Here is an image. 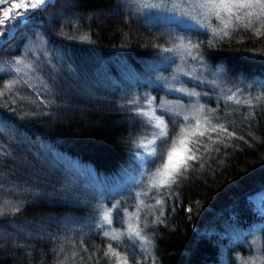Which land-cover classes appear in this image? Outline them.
Wrapping results in <instances>:
<instances>
[{"label": "trees", "instance_id": "obj_1", "mask_svg": "<svg viewBox=\"0 0 264 264\" xmlns=\"http://www.w3.org/2000/svg\"><path fill=\"white\" fill-rule=\"evenodd\" d=\"M130 4L51 0L25 21L18 19L16 31L0 42V62H6L21 56L29 37L41 32L73 72L50 81L49 94L21 82L7 89L11 73L0 74V125L6 122L26 142L12 144L0 129V144L9 149L0 153V264H115V257L104 255L109 245L127 264H244L255 255V264H261L264 225L256 226L264 224V213L256 202L264 193V27L255 18L245 28L247 20L233 17L220 30L211 23L164 22L142 16ZM106 12L118 18L101 17ZM181 42L192 51L184 68L213 70L237 99L206 90L210 94L200 104L207 119L199 131L205 134L189 140L188 155L197 158L187 160L176 183L150 192L143 203L131 189L118 197L123 203L115 209L113 227L122 226L125 210L140 207L147 243L113 239L104 235L92 196L75 194L59 165L50 167V159L40 163L24 144L40 155L39 148H49L90 167L107 184L132 172L150 123L132 104L130 81L161 71L162 60L171 55L166 49H178L176 56L184 59L189 54ZM104 74L105 88L92 84ZM69 83L75 87L67 89ZM185 123L167 115L169 143L160 141L154 164L162 163L160 154L164 159ZM213 127L218 131H210ZM237 232L239 238H233Z\"/></svg>", "mask_w": 264, "mask_h": 264}, {"label": "rangeland", "instance_id": "obj_2", "mask_svg": "<svg viewBox=\"0 0 264 264\" xmlns=\"http://www.w3.org/2000/svg\"><path fill=\"white\" fill-rule=\"evenodd\" d=\"M49 1L51 0H48V2ZM35 2L36 0H17V4H27V9H17L13 3L0 6V20L5 21L0 24V33H2L0 34V42L4 40L6 34H12L16 31L18 19L20 21H25L27 19L16 17L14 13L17 11L22 14L26 12V17H28L29 14L38 9L31 8V4ZM129 2L131 6L133 3L134 6L140 10L142 16L146 15L154 19L160 18L164 22H178L199 27L211 23V25H214V28L220 30L223 25L226 23L228 24L233 18L221 13L222 19H218L216 15L208 9L188 8L186 7L187 0H184L183 3H181V0H129ZM46 4L47 3L42 7ZM126 4L127 7L130 8L128 2H126ZM5 11L8 12L7 19H5L4 16ZM100 15L110 20H116L118 18V16L111 17L112 15L107 12ZM174 48H176V46ZM179 52L181 51L178 49H173L169 52L171 55L161 62V67H163L161 71L152 73L150 77L143 78L141 81H130L131 86L128 90H130V96L132 95V104H136L139 111L147 114L142 115L150 123V129L149 132L140 139V149L135 155V170L126 173L127 175L123 174L122 176L124 177L107 184L105 180H97L95 173L90 167L79 162V164L76 162H74V164L71 160H65L61 155L57 152H52L49 148V150L47 149L46 151L38 147L42 153L40 155L32 151L28 142L27 145L24 144L25 147H23V149L30 150L33 154L32 156L40 163L50 159L48 163L50 167L59 165L63 169V180L67 181L66 184L71 187V190L75 194L92 196V200L95 201L100 208V226L103 225L104 233L108 232L110 237L116 236L118 239L129 238L139 242L143 241L134 235L131 237L129 236V226L134 230H140V207H133V209L125 210L126 212L124 211L123 213V224L119 228L113 227V214L115 213V209L120 207L123 203L122 199L119 200L118 197L122 195L125 196V191H127V189H131L134 196H137L138 203H143L150 192H154L161 187H152L153 178L157 170L161 168L162 163L160 165L154 164L157 156H151L150 153L155 149L158 154L160 133L162 130L168 133L167 115L180 116L186 122L184 127L185 131L181 132V137L179 139L182 137L185 138L186 147L189 149V140L192 134L199 132L205 126V108L201 106L200 101L203 97L207 98L209 96L210 93L206 90H209L208 88L216 89L217 93L214 94V96L217 95L216 97L224 96L226 99L232 97V99L229 100L237 99L234 92L228 94L227 91H225L226 87H224L223 78L213 72V70L205 71L204 69L193 66L189 69L184 68V64L188 62V56L190 57V55L182 54L181 56H183L184 59H181L180 56H176ZM67 62L65 55L56 47L51 46L45 36L41 32H38L34 34V36L29 37L23 47L21 56L14 57V59H10L6 62H0V74L11 73L5 85L7 89L21 82L22 84L31 86L38 94H44L46 92L49 94L52 91L51 85H48L50 81H57L59 77L62 75L64 76L65 73L73 74L72 67L67 66ZM165 69H168V72H164L163 70ZM14 72L15 74H12ZM95 73L97 75L96 70ZM105 79H107L106 74L100 79L101 81H92V84H96V87L103 89L107 86L102 82L106 81ZM21 80H25L24 83ZM186 81H189L194 87L186 86ZM72 85L75 84L69 83L67 89L73 87ZM75 89L77 90V88ZM210 96H213V93ZM185 117H187V119H185ZM157 119L163 122L160 127L156 126ZM0 129H3V131L9 134L8 136L12 144H15L18 140L19 142H17V144H21V142L26 143L6 122H1ZM179 139L176 140L178 147ZM150 141H154V143H149ZM6 146L0 144V153L3 152L1 151L2 148L5 150L7 149ZM8 146H10V144H8ZM171 148L169 151H171ZM6 151H9V149ZM48 152L52 154H47ZM183 154L184 153H182V155ZM186 154L188 155L189 153ZM166 159L167 155L164 160L166 161ZM68 179H71L72 182ZM95 199H98V201ZM256 203L258 205L257 208H260L259 211L264 213V193L260 196L258 195ZM106 212L109 214L111 223H108L104 219ZM262 222L258 224L256 228L264 225ZM238 234L240 235L241 233L237 232V235L236 233H232V237L239 238ZM254 257L255 258L251 261L256 262L258 257L257 255ZM247 262L248 261L244 264H247Z\"/></svg>", "mask_w": 264, "mask_h": 264}, {"label": "snow or ice", "instance_id": "obj_3", "mask_svg": "<svg viewBox=\"0 0 264 264\" xmlns=\"http://www.w3.org/2000/svg\"><path fill=\"white\" fill-rule=\"evenodd\" d=\"M7 2V0H0V5H3ZM48 0H36L35 3L31 4L32 9H37L42 7L45 3H47ZM184 0H181V3H183ZM17 9H27L28 5L24 3H18L15 5ZM186 7L188 8H199L201 10L208 9L209 11H212L214 15L218 19H222L221 13L226 14L228 17H235L236 20H241L242 18L247 20V23H244L242 26L245 28L250 27L253 24V18H255V22H257L260 27H264V0H187ZM16 17H20L21 19L23 16L27 15L26 12L23 14L19 11L14 13ZM5 19L8 18V12H4ZM4 20H0V24L4 23ZM228 27V24H225V28ZM235 30V28H234ZM2 34V33H0ZM257 34H260V29H257ZM224 35H228V32L225 31ZM179 47L185 48L186 51H188V54L191 55L192 51L191 49H188L183 42L179 45ZM198 45H193L192 48H197ZM166 51H172V49H166ZM229 99H232V97H229ZM239 102V101H238ZM247 103V101H246ZM143 115H147L146 113H142ZM187 119V117H185ZM207 119V118H205ZM162 121L157 119V127H160L162 125ZM222 131H227L226 129H219ZM185 130H181V132H184ZM210 131H218L216 127H213L210 129ZM196 133H193L192 135H195ZM205 133L203 131L199 132V135L203 136ZM160 141L161 143H169L167 140V133L165 131H161L160 133ZM209 139L211 137L209 136ZM149 143H154V141H150ZM194 144L197 146L199 145V141H193ZM198 150V147H197ZM191 152V149H188L186 147V140L185 138L179 139V147L175 142L172 143L171 151L167 152V159L166 161L163 159V153L160 154L159 159H161L162 166L159 168L153 178L152 187H160L165 185H170L172 183H176V178L179 175H182L181 169L183 168L185 171L187 170V160L192 159L195 160L197 157L195 154L187 155L186 153ZM182 153H184L182 155ZM151 156H157V153L155 149L150 153ZM155 162V161H154ZM3 213L0 212V215ZM104 219L111 223V220L109 219V214L106 212L104 215ZM105 236H109L110 234L108 232L104 233ZM134 235L140 240H144L147 243V237L141 235L140 230H134L129 226V236L131 237ZM113 239H118V237L113 236ZM105 256L109 257L110 259L112 257L116 258L115 264H127V259L123 258L119 255V253H116L114 250H112L111 245H109L108 250L104 253ZM247 264H255V261L247 262ZM261 264H264V261L261 262Z\"/></svg>", "mask_w": 264, "mask_h": 264}, {"label": "water", "instance_id": "obj_4", "mask_svg": "<svg viewBox=\"0 0 264 264\" xmlns=\"http://www.w3.org/2000/svg\"><path fill=\"white\" fill-rule=\"evenodd\" d=\"M9 3H13L14 5H16L17 4V0H7V2L5 4H3V5H6V4H9ZM3 5H0V6H3ZM26 16L27 15L23 16L22 19L27 18Z\"/></svg>", "mask_w": 264, "mask_h": 264}]
</instances>
